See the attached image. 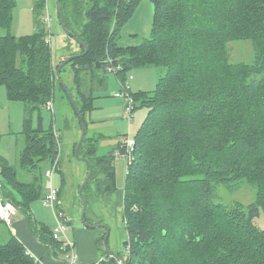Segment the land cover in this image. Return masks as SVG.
<instances>
[{"label": "trees", "instance_id": "16d2710c", "mask_svg": "<svg viewBox=\"0 0 264 264\" xmlns=\"http://www.w3.org/2000/svg\"><path fill=\"white\" fill-rule=\"evenodd\" d=\"M140 1L60 0L65 57L78 55L61 78L71 66L72 87L62 79L86 124L79 155L93 167L83 188L86 221L92 224L90 202L117 189L115 150L125 155V148L118 142L103 150L101 138L88 135L93 100L81 92L79 72L121 67L115 74L123 83L133 69L160 68L153 91H131L134 111L146 106L148 112L134 136L124 186V245L130 251L123 263H112L264 264V229L254 223L264 213V0H150V36L121 46L123 27ZM47 5L34 0L35 32L19 36L12 31L16 0H0V85L8 99L23 102L25 112L18 165L0 158V195L28 214L45 190L48 167L42 165L60 154L53 127H36L33 117L55 98L56 86L67 97L56 74L62 60L54 61L46 24L39 21ZM242 39L253 42L252 62L231 60L229 42ZM244 181L255 191L249 205L221 201V186L233 193ZM32 223L40 237L50 232ZM51 237L49 244L62 251L53 231ZM0 264L40 261L12 235L0 242Z\"/></svg>", "mask_w": 264, "mask_h": 264}, {"label": "rangeland", "instance_id": "374dc122", "mask_svg": "<svg viewBox=\"0 0 264 264\" xmlns=\"http://www.w3.org/2000/svg\"><path fill=\"white\" fill-rule=\"evenodd\" d=\"M48 7L45 8L44 13L39 17V21L42 24H46V29L50 34L51 39V46L53 50V58L55 62L63 61L66 55L69 53V50L65 48L66 41L64 37L65 32L61 28L58 8H57V0H47ZM152 1L144 0L141 5L139 6L140 2L138 3L134 13L130 17V21L128 24H133L134 31L136 30L135 26H137V15L139 12L142 11L145 5H152ZM139 6V7H138ZM48 9V11H47ZM137 10V11H136ZM34 0H16V7L13 12V21H12V31L16 35H28L35 32L36 26V17L34 15ZM151 14V13H150ZM50 18V24L46 22V18ZM150 17V15H149ZM151 25L152 21L149 18H145ZM126 25V24H125ZM124 25V26H125ZM126 27V26H125ZM124 31V30H123ZM126 32V28H125ZM137 34V38L141 41L144 36L141 32L135 31ZM64 35V36H63ZM136 43V41H135ZM229 49L231 53V60L233 62H252L255 56V50L253 46V42L251 39H242V40H234L229 42ZM68 57V56H67ZM73 69L71 66L62 74V78L68 83L69 86L72 85L71 80L69 79V74H71ZM160 68L155 67H146V68H137L133 69L128 74V79L130 76L133 78L130 79L129 85H133L136 83L140 86V89L144 91H153L157 85L158 74L161 73ZM72 75V74H71ZM121 86V84H120ZM72 87V86H71ZM136 91H139V88L134 87ZM117 89H113L106 93L105 100L115 101L119 100L115 97V94L121 90L116 91ZM134 91V90H133ZM135 92V91H134ZM68 97V96H67ZM64 92L61 88L56 86L55 92V115L53 113L52 117L54 121L52 122L51 115L46 111L42 110L41 115L40 112H36L33 117V124L34 126L38 127L40 124L43 127H53L57 129L59 136L57 138L60 144V154L59 160L61 166H59L53 178V183L56 188L61 189V201L64 204L65 209L69 208L72 210V205L77 203L75 208L79 210L81 207L80 197L78 196L79 193V185L82 184L84 178L86 177V168L87 164L84 161L77 160L76 157L73 155V149L75 143L70 142L69 134H70V127L72 124V119L76 118L79 122L78 115L75 112L74 107L67 99ZM48 102V100H47ZM54 102V100H53ZM46 107V104L44 108ZM148 109L146 106H141L136 111H134V116L130 123V130H129V122L125 118H118V120L123 124L119 125V129H123V133H128L124 136L121 141L124 142L125 137L134 138L138 128L140 127L141 123L144 120L145 115L147 114ZM24 104L22 101H14L10 100L7 97L6 88L4 85H0V158H4L8 160L12 165H18V158L22 148L25 146V135L22 134L23 130V118H24ZM145 114V115H144ZM144 117L142 118V116ZM55 116V117H54ZM116 122V120H115ZM54 123V124H53ZM80 124V123H79ZM78 127V126H77ZM118 127V125H117ZM81 132V129H80ZM79 134V133H78ZM75 138L74 142L79 141L80 135ZM89 134H91L89 132ZM118 141V140H117ZM117 146V145H116ZM69 150V151H68ZM51 164L42 165V169L50 167ZM23 172L20 174V179L26 180ZM39 171L33 173L34 178H27V180L36 179L38 176ZM32 175V176H33ZM31 178V179H30ZM33 180V181H34ZM64 184V187H63ZM95 186V185H94ZM46 187V186H45ZM95 190V187L94 189ZM114 194L117 204L120 205L119 208L117 206L116 213L110 215V208L107 206L99 205L97 202L98 200H93L90 202L89 210H88V219L92 224H100L106 223L102 221H107L108 219L113 221L116 226V229L119 234V238L117 239L119 250V255L121 254L123 258L128 257L129 253L127 248L124 245V241L127 239V230L124 222L123 217V204H122V189L115 191ZM219 194L221 195V201L226 203L227 205H234L236 203H242L244 205H249L255 198V191L254 188L251 187L249 182L244 181L241 182V187L236 192H230L224 186H221L219 189ZM40 202V201H39ZM76 211V210H75ZM82 211V209H81ZM81 211H79L78 217L75 218L76 222H82L81 220ZM72 216V215H71ZM0 221H2L0 219ZM0 225L8 230L7 222L2 221ZM255 225L260 228L264 229V213H260L254 219ZM107 224V223H106ZM85 225V224H84ZM113 234V232H112ZM111 234V235H112ZM2 240L0 239V242ZM113 237H110L109 242L112 243ZM104 246V244H102ZM118 255V254H117Z\"/></svg>", "mask_w": 264, "mask_h": 264}, {"label": "crops", "instance_id": "0c3cea01", "mask_svg": "<svg viewBox=\"0 0 264 264\" xmlns=\"http://www.w3.org/2000/svg\"><path fill=\"white\" fill-rule=\"evenodd\" d=\"M143 1L144 0L140 1L139 6ZM154 9H155L154 3H152V5L150 4L145 5L142 11L139 12L137 15V26H135L136 28L135 31L141 32L144 38L141 41L138 40L137 34L134 31L133 24L131 23L127 25V23L130 21L129 20L125 25L126 27L125 26L123 27L124 31L122 30V36L119 40V44L121 46L137 45L141 43L145 38L150 36L153 17H154ZM145 18H149L150 21H152L151 25L149 23V20L147 22ZM125 28H126V32H125ZM69 79L71 80V74H69ZM79 79H80L81 92L87 98H92L93 100V110L90 112V114H88V118H89V125L87 128L88 135L91 137H94L95 135H96L95 137L99 136L101 138L100 141L101 149L103 150H109V148L115 147L118 142L123 143L121 140L124 139L123 138L124 136L130 134V131L124 134L123 129L121 130L119 129V125H123V124L118 120V118H125L126 120H128L129 122L128 126L130 130V123L132 121L134 114L131 119H128L124 115L125 100L122 97H117L116 94L115 97H117L119 100H115V101L105 100L106 93L108 91H111L113 89H117L116 91H118L120 90V88H122L120 86V81L117 75L115 74V72L105 67L84 69L79 72ZM130 79L126 81L128 85L130 83L129 82ZM129 87L132 92L133 90L136 91L134 87L139 88L138 90H143L140 89L141 87L138 86L136 83H134L133 85H129ZM53 100H54L53 109H47L46 107L45 108L43 107L42 109V110H46L51 115L52 122L54 121V118L52 117L51 113L55 115V98ZM144 115L142 116V118L144 117ZM80 128L81 127L78 120L76 118L72 119V124L70 127V134H69V138L71 140L70 142L75 143L74 140L77 137V134L79 133L78 137L81 134ZM54 132L58 137L59 133L55 128V126H54ZM89 132L91 134H89ZM115 153H116L115 167H116V184H117V189L115 191L122 189V204H123L124 186H125L129 163L127 156L120 154L118 149L115 150ZM45 183H46V177H45ZM44 189L45 190L43 192V195L32 202L30 214H28V212L24 208L18 207V213L13 218L12 223L10 225L5 224L6 227L9 226L7 227L8 230H5V228H3V226L0 225V239L2 240L1 242H4L7 241L10 238V236L14 235L20 240V242L23 243L27 252L40 261V264H67L66 252L60 251L57 247H54L55 245L53 246L49 244L53 242L51 237V232L56 227L58 219L55 214L56 211L53 210L52 207L48 206L44 201V198L48 192L46 187H44ZM57 189L60 192L59 193L60 203L58 208L63 210L64 214L66 215V219H67L66 222L68 224L67 235L73 241L74 246L76 248L75 264H113L111 259H115V258L109 256L108 253L106 252L105 246L102 245L104 244L103 240L107 232V229L105 227H96V228L89 227L82 224L81 222H76L75 218L78 217L81 208L77 210V208L75 207L79 205H77L76 203L74 204V206L72 205L73 208L72 210L70 208L69 210L65 209L64 204L61 201L62 188L61 189L57 188ZM115 191L106 193L104 197L97 202L100 206L103 205L110 208L109 216H111V214L114 215L116 213V210L120 206L117 204L119 198L117 201L114 200L115 199L114 194L116 193ZM30 216L32 218L31 220H30ZM32 220L35 223H38L39 225L41 224L43 226H46L47 229L50 231L48 232V234H46L45 238H43L42 236L40 237V235L37 234L36 228H34ZM2 221H0V224L3 223ZM102 222H106L110 226V235L108 238V247L110 248V251L113 254L119 255L118 253L119 245L117 239L120 236L118 234L115 224L113 223V221L109 219L107 221H102ZM126 236L128 239V231ZM110 237H113L112 243L109 242Z\"/></svg>", "mask_w": 264, "mask_h": 264}, {"label": "built area", "instance_id": "2783aa9c", "mask_svg": "<svg viewBox=\"0 0 264 264\" xmlns=\"http://www.w3.org/2000/svg\"><path fill=\"white\" fill-rule=\"evenodd\" d=\"M46 22L50 24L49 17L46 18ZM49 38H50V34H49ZM120 68L121 67H116V68L113 67L109 69L116 73V71H118ZM130 78H132V76H130ZM127 80L128 79H126L125 82L120 83L122 88L119 92L116 93V96L124 98L125 100L124 115L128 119H131L133 116V112H134L135 102H134L130 87L126 82ZM53 107H54V102L52 98L46 103V108L53 109ZM134 144H135L134 138L125 137V140L122 146L125 148V155L128 158V162H129V159L131 158V153L134 149ZM58 163H59V157H57L54 160V162L51 164V166L46 169L45 185H46L48 192L44 198V201L48 206L52 207L53 210L56 211L55 214L57 216L58 222H57L56 227L53 229V237L60 241L61 243L60 249L66 252L67 264H75L76 263L75 261L76 248L74 246L73 241L67 235L68 224L66 222L67 221L66 215L64 214L63 210L58 208V205L60 203L59 194H58L59 191L54 186V183H53L54 173L56 169L58 168ZM17 213H18V207L12 202L4 201L2 196L0 195V219L7 222L8 225H10L13 221V218L17 215ZM127 251L129 253L130 245H128Z\"/></svg>", "mask_w": 264, "mask_h": 264}, {"label": "water", "instance_id": "95a60500", "mask_svg": "<svg viewBox=\"0 0 264 264\" xmlns=\"http://www.w3.org/2000/svg\"><path fill=\"white\" fill-rule=\"evenodd\" d=\"M57 5H58V12H59V19H60V23H61V26L64 30H67L65 25H64V21H63V14H62V8H61V5H60V0H57ZM78 40V39H77ZM81 44H83L80 40H78ZM84 48H85V51H84V54L88 52V47L87 45L83 44ZM78 55H70L68 57H66L59 65L57 71H56V74H57V78L59 79V82L61 83V85L63 86V88L65 89L66 93H67V96L69 98V101L70 103L72 104V106L74 107L75 109V112L76 114L78 115V118L80 120V124H81V135H80V139L75 147V156L77 158V160H81V161H85L88 166H89V172L88 174L86 175L84 181L82 182L80 188H79V195L81 196V199H82V202H83V208H82V211H81V220L83 222V224H85L86 226H89V227H105L107 229V232L105 234V237H104V240H103V243H104V246H105V249H106V252L108 253L109 256L111 257H114L115 259H117V261L119 263H123V257L122 255H117V254H113L111 251H110V248L108 247V238H109V235H110V226L106 223H100V224H91L89 222L86 221V211H87V208H88V203H87V200L86 198L83 196V188L84 186L86 185V183L88 182L92 172H93V167L90 163V160L87 159V158H84V157H81L79 155V150H80V147L85 139V135H86V124H85V121H84V117L71 93V91L69 90L68 86L66 85V83L64 82V80L61 78V70L63 69V67L71 62L73 59H75Z\"/></svg>", "mask_w": 264, "mask_h": 264}]
</instances>
